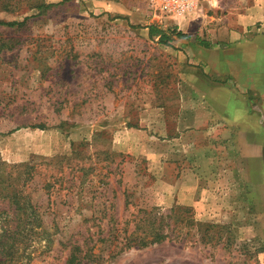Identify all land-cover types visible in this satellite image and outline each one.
I'll return each mask as SVG.
<instances>
[{
  "label": "rangeland",
  "instance_id": "obj_1",
  "mask_svg": "<svg viewBox=\"0 0 264 264\" xmlns=\"http://www.w3.org/2000/svg\"><path fill=\"white\" fill-rule=\"evenodd\" d=\"M258 2L202 0L182 17L148 0L0 10L24 21L0 26V189L28 195L45 230L21 242L17 264H66L74 245L92 255L83 264H264V183L249 154L264 162V130L250 140L233 121L232 78L198 43L227 49L220 33ZM147 213L164 217L167 240L124 247Z\"/></svg>",
  "mask_w": 264,
  "mask_h": 264
},
{
  "label": "crops",
  "instance_id": "obj_2",
  "mask_svg": "<svg viewBox=\"0 0 264 264\" xmlns=\"http://www.w3.org/2000/svg\"><path fill=\"white\" fill-rule=\"evenodd\" d=\"M242 13L237 16L233 30L228 29L227 33H220L230 36L229 42L231 44L228 45L227 49L222 51H218L215 47L206 49L202 48L203 46L200 44L199 48L212 51L213 54L210 55L209 64L223 72L227 70L226 73L232 78L231 81L234 83L235 90L230 95V99L236 101L240 107V115L238 114L233 121L236 124L248 126L246 130L251 132L249 133L251 140L253 139L251 137L256 135L255 138H257L259 133L263 134L264 130V124L262 125L260 122L261 113L264 114V0H260V2ZM250 91L254 92V96L260 100L261 113L259 115L252 113L249 108L250 102L245 98V95ZM239 97L244 100H240ZM227 104L224 105L226 108ZM252 153L258 155V149L256 147L251 149L249 154L250 159L253 160L258 169L257 177L260 178L259 181L263 184L264 162L259 156L254 158Z\"/></svg>",
  "mask_w": 264,
  "mask_h": 264
},
{
  "label": "trees",
  "instance_id": "obj_3",
  "mask_svg": "<svg viewBox=\"0 0 264 264\" xmlns=\"http://www.w3.org/2000/svg\"><path fill=\"white\" fill-rule=\"evenodd\" d=\"M49 6L50 5H45V7ZM12 8L10 0H0V10L8 11L12 10ZM23 22L24 21H0V26H21ZM148 30L151 38L159 37V43L168 44L171 40L167 31L162 30L155 25L148 26ZM173 34L177 37H187L191 41L198 40V37L187 35L177 30H174ZM198 43L202 46H207L201 40ZM6 196H8L10 207H14L15 209L13 213L10 214V218H8V212L0 211V264H17V249L21 242L26 238L33 236V234H42L45 230L42 229L43 219L37 211L36 206L32 204L30 199H27V197H29L28 195L25 197L20 196L11 190L8 192V195H5L0 189V198H5ZM29 210H31V212H29ZM113 219L114 218H111V220ZM164 221L163 216H151L150 213L142 216L139 218L135 230L125 237L124 247L134 245L147 246L149 244L160 243L167 240L169 234L168 231L164 230ZM139 230L144 233H142L141 237L138 236ZM112 234L113 233L110 235ZM91 256V253L84 252V248L80 245H74L71 247L66 264H83L84 259L91 261L93 259Z\"/></svg>",
  "mask_w": 264,
  "mask_h": 264
},
{
  "label": "built area",
  "instance_id": "obj_4",
  "mask_svg": "<svg viewBox=\"0 0 264 264\" xmlns=\"http://www.w3.org/2000/svg\"><path fill=\"white\" fill-rule=\"evenodd\" d=\"M148 2L155 12L182 17L196 13L202 0H148Z\"/></svg>",
  "mask_w": 264,
  "mask_h": 264
}]
</instances>
